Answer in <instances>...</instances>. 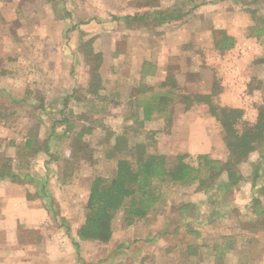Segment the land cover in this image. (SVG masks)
<instances>
[{"label": "rangeland", "instance_id": "1", "mask_svg": "<svg viewBox=\"0 0 264 264\" xmlns=\"http://www.w3.org/2000/svg\"><path fill=\"white\" fill-rule=\"evenodd\" d=\"M252 10L264 16V0H0V169L19 176L0 179V264H264L258 152L237 167L236 186L225 176L209 193L170 185L145 218L127 224L118 212L109 242L76 239L91 181L110 178L117 159L133 160L134 144L165 155L168 166L203 149L226 160L206 107L180 117L177 103L174 132L161 123L140 129L114 94L142 60L162 57L183 94L214 88L217 96L213 43L221 31L264 56ZM97 65L105 100L96 113L87 89ZM116 136L126 149L109 159Z\"/></svg>", "mask_w": 264, "mask_h": 264}, {"label": "trees", "instance_id": "2", "mask_svg": "<svg viewBox=\"0 0 264 264\" xmlns=\"http://www.w3.org/2000/svg\"><path fill=\"white\" fill-rule=\"evenodd\" d=\"M250 12L254 22L250 28L252 36L256 40L264 39V16L260 15L258 10ZM213 47L219 53L231 50L235 47V39L221 31L214 40ZM97 58L100 60L101 55H97ZM150 68V64L144 63L141 73L143 75L149 73ZM97 70L98 65L94 69L92 84L87 89V94L102 101L105 98L100 94L102 88ZM139 93H145L147 96V99L139 101L142 107L141 119L138 113H132L131 117L138 123L140 129L143 122L162 118L164 127L168 130L173 120V105L177 102L183 104L185 110L194 104L207 105L210 116L221 127L222 141L227 151L226 160L213 159L207 154H198L195 157L183 154L178 155L174 163L168 166L165 155L148 153L144 144H134L131 152L133 160L117 159L114 173L110 178L97 176L91 181L84 219L76 230L77 241L109 242L113 234L112 222L118 212H123L127 224L145 218L159 203L167 186L196 185V191L209 193L214 190L215 182L221 176H225L230 186H236L242 180L237 167L248 161L254 152L264 154V103L258 107L255 122L250 123L243 119L244 113L241 109L217 103L214 100L216 96L214 88L209 94H183L172 75H168L159 86L143 88ZM100 111H103L102 108ZM84 131L87 133L89 128ZM115 138L107 155L109 159L126 149L122 143L124 137ZM62 143L63 141L60 144ZM31 146L32 140H26L25 147ZM62 157L60 154L50 156L55 162L64 159ZM9 170L1 168L0 179L14 181L19 177ZM258 204L259 200L254 199V207Z\"/></svg>", "mask_w": 264, "mask_h": 264}, {"label": "crops", "instance_id": "3", "mask_svg": "<svg viewBox=\"0 0 264 264\" xmlns=\"http://www.w3.org/2000/svg\"><path fill=\"white\" fill-rule=\"evenodd\" d=\"M131 14L132 13H130V15ZM135 14L136 13H133V15ZM125 15L128 14H124V16ZM255 42L260 43V39ZM257 48L258 46H255V43L253 44L242 41L235 42V47L233 49L221 52L213 62L216 63L214 67L217 71L215 76L216 86L218 87V95L215 96V101L222 106L241 109L244 113L243 119L250 123L255 122L258 107L264 101V56H261V54L260 56L258 55L259 53ZM144 63H148L151 66L149 73H146L145 75L141 73V68ZM165 63L166 61L162 57L153 60H142L139 64V71L136 76L131 77L130 75H127L123 76L120 80L119 89L121 90L116 91L117 93L114 94V106L117 104L119 107L121 106L125 109V113L129 114V121H134L131 117L132 113H138L140 115L139 119H141L142 107L139 101L141 99H147V96L145 93H139L140 90L146 87L159 86L168 75H172L175 78L178 76L177 71H175L174 74L169 73L165 67ZM126 64L131 65L130 63ZM150 71H153V73H150ZM125 88L130 90L125 91ZM210 92L211 88L203 91L202 93H198L209 94ZM87 96L90 97V95ZM177 103L173 105V108L177 105ZM101 105V102L94 98V104L91 107L97 113ZM194 105L187 110H185L183 106L179 116H182L183 111H188L191 108L194 110L197 107L203 110L205 109L204 107H206V111L208 112L207 105ZM179 116L176 115V112L173 110V120L171 126L169 127V132L178 130ZM209 117L211 116L209 115ZM114 120L118 121L119 119L116 118ZM147 123H161L160 126L164 127V121L162 118L143 122L144 127ZM169 132H167V134ZM197 153L207 154L209 151L203 149Z\"/></svg>", "mask_w": 264, "mask_h": 264}]
</instances>
